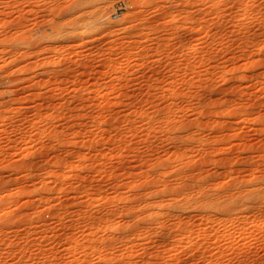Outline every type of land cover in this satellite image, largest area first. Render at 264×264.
<instances>
[{"label":"rangeland","instance_id":"1","mask_svg":"<svg viewBox=\"0 0 264 264\" xmlns=\"http://www.w3.org/2000/svg\"><path fill=\"white\" fill-rule=\"evenodd\" d=\"M0 264H264V0H0Z\"/></svg>","mask_w":264,"mask_h":264}]
</instances>
